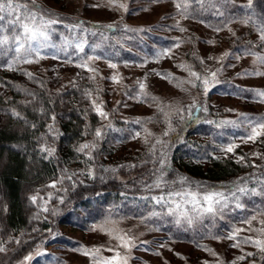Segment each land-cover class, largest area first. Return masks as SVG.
<instances>
[{"label":"rangeland","instance_id":"374dc122","mask_svg":"<svg viewBox=\"0 0 264 264\" xmlns=\"http://www.w3.org/2000/svg\"><path fill=\"white\" fill-rule=\"evenodd\" d=\"M227 1L229 8L235 9L232 15L221 9L219 2H214L216 7L211 12L212 4L205 8L196 0H35V8L31 0H16L56 23L49 26V38L36 52L21 50L17 54L10 40L8 50L0 55V77L4 74V80L24 84L22 94L29 106L37 101L32 91L35 86L58 95L69 88L80 91L76 103L87 115L94 114L97 121L92 123L88 118L91 124L83 142L92 134L95 138L100 129L98 148L104 151L99 152V161L108 165V170L119 169L117 178L132 173L127 165H120L121 157H138L140 167L147 168L154 157L150 151L153 145L162 142L165 132L168 135L193 105L200 103L203 120L187 136L189 144L195 141L201 148L195 151L193 145L187 146L200 158L193 163L206 167L209 157L232 159L244 165V174H252L258 183L244 185L255 189L256 194L237 193L238 200L227 195V207L215 215L193 212V205L184 203L191 197L169 198L167 194L168 203L161 205L151 203L156 197L152 194L145 200L150 203L124 199L106 206L103 214L94 208L88 214L75 206L77 214L68 218V223L43 229L44 208L52 195L55 200L60 197L55 192L62 189L61 181L56 178L42 185H24L20 195L25 225L18 233L6 223L7 202L0 187V248L4 249L0 251V264H104L116 253L121 260L126 258L127 264H264V251L243 243L246 237L264 240V234L257 231L264 229V135L255 142L247 140L251 129L246 119L264 118V102L251 91L264 89V75L255 74L264 73V63L257 59L264 57V41L259 39L264 5L253 9L248 0ZM249 17L248 24L241 23ZM77 20L91 27L96 24L95 30L116 29L107 35L65 25L57 28V24L74 25ZM0 24L5 28L3 35L22 32L7 20ZM32 46L37 47L36 42ZM165 50L167 55H163ZM20 58L24 60L18 65ZM13 62L17 65L9 69ZM84 63L96 71L79 67ZM193 72L209 79L207 94L202 79L193 77ZM113 75L118 76V82L111 79ZM6 91L0 79V96ZM92 101L107 113L106 118L95 111ZM7 113L0 107V125ZM136 133L140 135L133 138ZM229 144L238 145L233 153L222 150ZM4 160L5 156L1 164ZM53 183L55 187H51ZM150 190L157 191L155 187ZM34 195L35 203L30 200ZM237 203L241 207H236ZM182 211L192 217L191 223L180 215ZM237 229L241 231L236 240L228 239ZM31 236L36 238L33 247H24L23 239ZM237 241L239 247H232ZM125 242L134 246L125 248ZM239 256L245 259L237 260Z\"/></svg>","mask_w":264,"mask_h":264},{"label":"trees","instance_id":"16d2710c","mask_svg":"<svg viewBox=\"0 0 264 264\" xmlns=\"http://www.w3.org/2000/svg\"><path fill=\"white\" fill-rule=\"evenodd\" d=\"M214 2H219L221 9L230 11V15L235 12L234 8H229L230 3L227 0H204V7L207 8L209 4H212L213 8L210 10L212 12L216 7ZM262 5L264 0H251L250 7L254 9ZM257 17L262 18L263 15H257ZM64 25L68 28L75 27L107 35L113 34L116 29L95 30L98 27L96 24H92L91 27V24L87 25L79 20L74 25L57 24V28L60 29V26ZM23 60V58L17 60L18 65ZM15 65L17 64L13 62L12 66ZM1 75V83L7 91L0 96V107L8 112V117L0 125V187L4 191L7 202L6 223L14 233L20 232L25 225L20 195L24 185L30 187L42 185L56 178H60L61 181L62 189L59 188L55 192L60 197L55 200L52 195L54 199L51 197V201L49 200L43 229L58 223H68V218L77 214L75 206L85 209L88 214L91 213L89 210L92 208L103 214L106 206L124 199L132 201L142 199L145 205L150 203L145 200L152 194L158 198L166 197L168 192H192L203 196L209 191H220L229 195L235 190L234 185L244 187V185L258 183V179H254L252 174H244V165L232 159L209 157L210 164L206 167L200 162L193 163L198 157L196 152L189 150L187 146L193 145L195 151L201 148L195 145V141L189 144L191 140H187V136L196 124L203 120L204 112L200 103L194 104L196 107L191 108V115L188 113L178 125L174 126L175 128L168 132V135L163 136L162 142L155 146L154 157L149 160L151 163L147 168L140 167L138 157H121L120 165H127L128 171L132 173L128 177L117 178L121 175L116 173L120 171L119 169L109 167L108 170V165L104 166L99 161V152L104 151L98 148L100 136L93 138L92 134L89 140L83 142L88 126L91 124L88 121L96 124L97 121L94 114L87 115L82 105L76 103L80 91L69 88L58 95L35 86L32 91L37 101L29 106L22 94V89H26V86L14 80H4V74ZM53 117L55 119H52ZM50 126L54 129V133L49 132ZM83 144L94 147L84 152L77 151V148ZM42 147L54 148L55 152L49 156L47 152L41 150ZM150 155L151 152L148 158ZM3 156L5 160L1 164ZM161 158L165 160L163 168L159 162ZM128 159L131 161H127ZM82 164L85 167L82 168ZM146 165L145 163L144 167ZM97 166H99L98 172H95ZM162 173L163 186L156 188L158 192L153 193L150 189L154 187L149 188L148 185L154 184ZM182 178H186V182L181 183ZM146 192L149 194H145ZM151 203L154 204L155 200ZM53 220L54 222L50 224L49 222ZM32 238L33 236L23 239L24 247H33L36 238Z\"/></svg>","mask_w":264,"mask_h":264},{"label":"snow or ice","instance_id":"6c2138e0","mask_svg":"<svg viewBox=\"0 0 264 264\" xmlns=\"http://www.w3.org/2000/svg\"><path fill=\"white\" fill-rule=\"evenodd\" d=\"M33 8L36 7L35 5V0H31ZM196 3L198 4H203L204 0H196ZM249 6L251 5V0H248ZM123 7V5H121ZM177 7H181L180 4L177 5ZM184 11H187V5H184ZM39 16V19H38ZM7 20V23L15 28H20L22 32L20 34H17L15 31H13V34L11 36L8 35H3L2 33L5 31L4 25L0 24V55H3L8 49L7 46L9 44V41L11 40L15 47V51L17 54L21 52V50L25 51L26 53H31V52H36L39 47L44 46V42L48 40V28L51 24L56 23V21L53 20H46L43 16V14H38L36 11H33L29 9L27 4H20L16 2V0H0V22ZM251 21V17L248 19L242 20L241 23L243 24H248ZM111 27V25L109 26ZM183 30V29H181ZM219 31V29H217ZM259 32L260 36L259 39L261 41H264V22H261L260 27H259ZM32 42H36L37 47L32 46ZM27 45V47H25ZM77 47L80 49V51H83V47L81 45H77ZM168 50H165L163 55H167ZM227 55V54H226ZM92 59L89 57V60ZM99 59V57H97ZM258 61L260 63H264V57H257ZM25 63H32L33 61L31 60H25ZM111 68H116V64H110L109 65ZM9 69L12 68V65H8ZM79 67L86 68L88 71L95 72L96 70L94 68H89L87 63L79 65ZM181 67H183L181 65ZM256 75H264V73L257 72L255 73ZM28 75H31L30 73ZM159 75V74H158ZM193 77H196L197 79H202L199 77V75L195 72L191 73ZM212 80H215L216 73L211 74ZM174 78V77H173ZM112 80L118 82V76L113 75L111 77ZM209 84L210 81L207 78L202 79V85L204 87L205 94L209 91ZM195 86V85H194ZM145 85L143 83L140 84V88L143 89ZM256 92V96L259 99L260 102H264V89H258V90H251ZM88 95V94H86ZM93 105L95 106V111L99 113V115L103 118L107 117V113L103 112L101 107L99 105H96L95 101H92ZM196 106L193 105V108ZM206 110V109H205ZM189 115H191V111L189 112ZM246 115V114H242ZM52 119H55L53 117ZM246 119L248 121L249 127L251 129L250 133L247 135V140L255 142L256 139L264 135V118H262L261 121H256L254 118H249L246 116ZM136 123H139V120L136 121ZM232 123V122H228ZM49 132L54 133V129L50 126L49 127ZM101 131L100 129L96 130V136H100ZM140 134L136 133L133 138L138 137ZM165 135H167V132H165ZM147 143V140L145 141ZM157 143H161L160 141H157ZM91 147H94L93 145L89 144H83L80 145L77 148V151L79 152H84L86 149H89ZM238 147V145L235 144H229L227 145L223 151L226 153H233L234 149ZM155 145L150 149V151H154ZM42 151L47 152L49 156L53 155L55 152L54 148H41ZM163 155V154H162ZM243 160V157L240 158ZM160 164L161 168L164 167L165 165V160L163 158L160 159ZM162 175L161 177H158L156 182L152 185H148L149 188H160L163 186V181H162ZM71 177H69L70 179ZM186 182V178L181 179V183ZM51 187H55V183L51 185ZM234 191L230 192L231 197L234 199L238 200L239 197L237 196V193L240 194H249V191H251L252 194L255 193V189L249 190L245 187H238L236 185L233 186ZM176 195H186L191 197V199L184 201V203H190L193 205L192 211L197 212L198 215H203V214H212L215 215L218 213V211H221L223 208L227 207L228 204V196L224 192L220 191H209L205 193L203 196H199L197 193H174V192H169L168 197L171 198ZM152 199L155 200L157 204H167L168 200L165 198V196H160V197H153ZM30 200L35 203L37 200V196H32L30 197ZM175 203V201H172ZM203 202V203H202ZM177 208L181 207L180 204L176 205ZM236 207H241L239 203L236 204ZM44 211H48L47 208H44ZM169 212L172 213L174 212V209L169 208ZM153 215H156V213H153ZM181 216H185L188 219V222H192V217H188L186 212H180ZM255 219V217H253ZM245 223L250 224L251 221H245ZM241 231L240 229L235 230L231 235H229L227 238L236 240V235L237 233ZM261 234H264V229H259L257 230ZM122 239V238H121ZM239 241L234 243L232 247H239ZM243 243H250L253 244L257 249H260L261 251H264V240L260 238H255L253 239L252 237H246L243 240ZM125 248H130L133 247L134 245L125 242L123 245ZM111 251V249H109ZM0 251H4L3 248H0ZM88 254V253H85ZM246 255L251 256L252 253H247ZM31 257H25V260L30 259ZM245 259V256H239L237 257V260H243ZM104 264H127V259H120L119 253H116V255L104 262Z\"/></svg>","mask_w":264,"mask_h":264}]
</instances>
